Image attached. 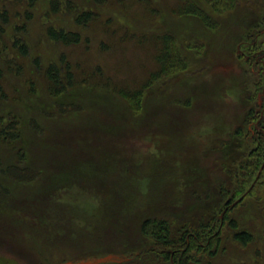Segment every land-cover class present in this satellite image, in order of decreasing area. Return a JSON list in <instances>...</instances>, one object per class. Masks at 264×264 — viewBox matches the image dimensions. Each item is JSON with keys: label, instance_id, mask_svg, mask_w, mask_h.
<instances>
[{"label": "rangeland", "instance_id": "rangeland-1", "mask_svg": "<svg viewBox=\"0 0 264 264\" xmlns=\"http://www.w3.org/2000/svg\"><path fill=\"white\" fill-rule=\"evenodd\" d=\"M45 1H38L39 11L28 25L29 35L36 37L30 57L22 62L25 72L18 87L12 88L10 76L2 87L9 98L21 94L39 101L26 113L49 126L43 137L48 148L84 150L90 162L86 173L74 172V180L70 172L50 174L54 185L39 214L0 205V227L8 230L0 233V254L18 264H174L155 252L141 254L159 247L139 232L140 215L160 209L155 193L173 194L181 186L177 203L186 204L182 217L188 225H215L228 211V219H236L254 237L246 245L236 242L227 219L218 229L220 244L211 248L214 255L198 252L195 264H264V143L256 133L264 131V0H239L218 11L206 0H193L216 22L212 27L180 13L189 0H94L89 7L99 16L74 45L51 44L35 35L50 18ZM72 1L77 8L85 6L82 0ZM27 3L0 0V9H7L5 21L14 22ZM165 33H173L184 47L187 66L143 87L158 67ZM59 52L68 59L76 84L59 101H79L83 108L51 104L41 91L29 96L44 81L43 66L34 69L31 58L44 63ZM135 88L144 93L142 108L131 115L133 125L114 123L111 116L102 121L105 112L95 104L108 102L103 108L112 113L133 114L121 90ZM36 139L38 134L25 126L19 143L28 152L27 161L36 156ZM225 146L230 147L227 156ZM223 186L227 195L221 194ZM11 214L26 222L11 224L6 220ZM39 215L37 222L34 216Z\"/></svg>", "mask_w": 264, "mask_h": 264}, {"label": "trees", "instance_id": "trees-1", "mask_svg": "<svg viewBox=\"0 0 264 264\" xmlns=\"http://www.w3.org/2000/svg\"><path fill=\"white\" fill-rule=\"evenodd\" d=\"M27 1L28 3L22 6L17 15H15L14 22L5 21L7 9H0V19L4 20V23H0V41L2 39V42L4 43V46L0 48V205H10L11 209H14L15 211L29 210L39 214V211L46 207L47 202L45 203V199L48 197L47 193H49V190L52 188L51 186L54 185V177L50 174L57 175L60 171H65L67 174L70 172L71 174H68V176L70 179L74 180L75 177L72 175L75 171L77 172L81 169L86 173L87 167H89L88 163L90 162V158H85L84 154L81 153L84 150L77 151L70 147H63L59 148V151H57L52 147L51 149L48 148L45 145L46 139L43 137H45L44 129L49 126L45 128V125L38 121L33 114L29 115V112L26 113L30 107L35 108L34 104L39 103V101L34 102V100H31L30 102V98L27 99V97L21 94L9 98L8 94L4 92V88L2 87L3 81H5V78L9 79L8 76L12 79V81L9 79L13 86L12 88L15 89L18 87L19 79L25 72L22 62L25 61L24 59L30 57L33 43L32 37H36L33 36V33L29 35L28 25L33 19V16L36 15V11H39L36 5L39 0ZM82 1V4L85 6L77 8L72 0H46L44 3V10L45 14L50 18L43 22V29H41L40 32L38 31L35 35H43L47 42L51 44H78L83 38L82 30L94 22L99 16L94 9L89 7V3L94 0ZM206 1L215 11H218L221 8L228 9L233 4L239 2V0ZM188 3L189 4L186 6L184 5V8L180 7L181 14L194 15L209 27L216 24V22L213 24V21L204 9L200 8L193 0H189ZM20 4L22 5V1ZM4 5H7L6 2H4ZM51 14L54 15L52 18ZM59 17H61V19L64 18L67 21L64 23L60 22L58 20ZM161 40L162 48L156 56L158 67L150 73L148 82L143 85V87L149 86L150 83L154 84L159 81L160 78L169 76L176 69H184L185 66H187L186 61L189 59V56L186 54L184 47L179 46L176 36L173 33H165L161 36ZM186 49H188L187 46ZM31 61L34 65V69L40 70L41 66H43L44 81L41 84L40 89L36 90L34 88L35 91L31 88L28 92L29 96L30 93L41 91L46 100L51 101V104L56 101L58 106L66 105L63 107H73L76 109L83 108L80 106H83V103L79 101H69L65 103L59 101L76 86L74 74L71 70L69 61L63 53L59 52L56 57L53 56L50 61L44 63L36 57H32ZM10 73L11 75H9ZM143 93V88L121 90L123 99L125 100V103L129 105L133 114L125 111L122 112V110L121 112L120 110H117L114 111L115 113H112L108 109L103 108L104 106L109 107L110 103L108 102H99L100 104H95V108L99 107L101 112H105L101 113L102 121L110 120L107 116H111V119H113L112 122L120 123L121 121L126 126H130L134 123L132 116H134L135 113H138L142 108ZM26 101H29L28 104ZM107 112H110L111 115H107ZM25 126L29 127L33 134L37 133L39 138L36 139L37 147L34 148L36 156L29 161H27L28 152H26L23 147L21 148L19 143L24 137ZM148 126L150 127V125ZM256 131L259 135L258 138L262 139L264 143V131ZM39 142L42 143L40 144ZM229 150L230 147L225 146L223 152L225 153V156H227V151ZM42 156H47V160ZM56 158L62 159L63 161H55ZM70 158L72 159L71 161H66ZM257 167L256 164L255 168ZM46 175L47 177L41 182ZM34 180L37 182L33 184ZM219 182L216 184L218 185ZM225 188L224 186L221 187V194L227 195L229 190L227 187ZM241 190L242 188L239 187L237 192L240 193ZM171 192L173 194L179 193V195L174 196L169 192L162 194L155 193L156 201L161 200L162 202L161 205L157 204V207L161 210H151L149 212L143 211L140 215L141 225L139 227V232L143 237L152 238L155 241L156 246L159 247V251L152 248V250H150L151 253L148 250L141 251V254L144 252H148L151 255L157 253L158 256L164 260L168 261L172 258L174 264L198 263L199 261L195 256L198 252L208 253L210 256L214 255L215 252L213 249L211 250V248L215 246L217 248L220 244L219 234L221 232L220 230L218 231V229L224 225V222L228 219V211L226 212L225 217L221 218V220H217L215 225L203 221L199 224H193V226H190L186 221L187 218L182 217L184 212L187 211L186 208H183L186 204L180 205L177 203L180 200L179 196L181 195L180 193L183 192V189L180 186ZM152 193L154 194V192ZM192 195H198V197H201L202 193ZM195 196L193 197L195 198ZM233 197L234 196L230 197L225 204H229L233 200ZM195 199L202 201L201 198L196 197ZM15 213L17 214V212ZM170 213L172 216L169 215ZM16 214L7 215L8 218H6V220L15 226L26 222L24 218H19ZM39 219L40 215L37 218L34 216L35 221ZM26 225L27 224H25V226ZM36 227L39 228L38 226ZM227 227L233 231V239L236 242L246 245L253 241L254 237L252 232L245 227L241 228L236 219H228ZM0 230L2 231L0 233L5 235L8 234L6 233L8 232L6 227H0ZM172 230L175 231L174 236H172ZM0 264L18 263L1 253Z\"/></svg>", "mask_w": 264, "mask_h": 264}, {"label": "water", "instance_id": "water-1", "mask_svg": "<svg viewBox=\"0 0 264 264\" xmlns=\"http://www.w3.org/2000/svg\"><path fill=\"white\" fill-rule=\"evenodd\" d=\"M243 196H244V195H243ZM243 196H241L240 198H238L237 200H235L234 202H232L231 205H232V206L235 205L238 201H240V200L242 199Z\"/></svg>", "mask_w": 264, "mask_h": 264}, {"label": "flooded vegetation", "instance_id": "flooded-vegetation-1", "mask_svg": "<svg viewBox=\"0 0 264 264\" xmlns=\"http://www.w3.org/2000/svg\"><path fill=\"white\" fill-rule=\"evenodd\" d=\"M258 51H259V49H257V50H254V58L257 60V58L259 57V56H257L255 53L257 52L258 53Z\"/></svg>", "mask_w": 264, "mask_h": 264}]
</instances>
